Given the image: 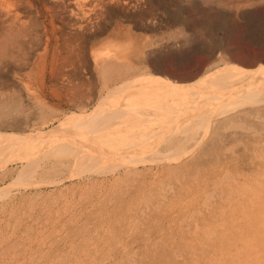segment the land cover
Returning <instances> with one entry per match:
<instances>
[{
	"label": "bare ground",
	"instance_id": "bare-ground-1",
	"mask_svg": "<svg viewBox=\"0 0 264 264\" xmlns=\"http://www.w3.org/2000/svg\"><path fill=\"white\" fill-rule=\"evenodd\" d=\"M132 1L0 0V69L20 67L25 78L21 83L24 96L19 90H8L14 82L0 75V182L10 177L7 184H0V200L5 205L13 204L18 193L42 199V188H52L48 196L57 194V199L64 203L71 197L73 206L89 201L86 205L90 211L93 202L118 201L119 208L128 207L121 215L130 218L152 212V201L160 198L165 202L164 214L183 215L181 223L184 219L209 215L212 210L219 213L225 205L229 220H220L221 226L218 224L220 227L214 231L209 227L211 232L227 228L230 230L225 235L229 237L231 231L242 235L247 231L252 233L254 241L263 243V8L248 0L230 5L237 12L234 26L241 25L238 38L246 41L238 56L224 45L223 23L219 31H214L200 19L194 22L205 29L199 42L194 34L197 31H187L190 29L181 20L184 0H176L177 11L165 21L168 29L164 32H159L160 26L152 22V17L142 14L144 22L138 18L136 30L154 34L152 39L144 40L146 43L164 39L169 56L176 61L190 57L187 51L200 54L188 74L186 71L184 75H176L173 67L161 70L154 60V73L137 66L132 58L142 46L137 47L132 41H137L140 35L131 33L129 27L111 25L110 19L119 14L118 10L121 14L124 7L129 9ZM201 3L212 5L211 0ZM192 4L193 7L198 3ZM243 7L254 8L239 12ZM121 16L126 19L127 15ZM63 27L66 32L60 31ZM59 32L60 45L57 44ZM155 32L160 35L158 39ZM104 33L124 36L129 42L92 51L89 42ZM174 48L179 51V57ZM30 54L35 56L32 61ZM179 65L185 68V64ZM57 88H66L63 99L67 111L62 100L58 102ZM85 88L90 90L82 91ZM226 138L235 139V144L224 142L229 140ZM207 164L211 167H205ZM247 166L253 168L254 177L250 174L244 177ZM210 186L211 190H207ZM75 192H78L77 202L72 200ZM128 193H132L127 199L130 204L125 201ZM28 203L32 206L34 201ZM99 211L107 210L103 207ZM9 212L14 214L12 208ZM245 221L251 225L248 222L249 226L243 225ZM257 222H260L258 231ZM236 255L246 261L243 264H255L247 261V252ZM260 264H264V259Z\"/></svg>",
	"mask_w": 264,
	"mask_h": 264
},
{
	"label": "rangeland",
	"instance_id": "rangeland-1",
	"mask_svg": "<svg viewBox=\"0 0 264 264\" xmlns=\"http://www.w3.org/2000/svg\"><path fill=\"white\" fill-rule=\"evenodd\" d=\"M133 1L129 5L130 7L132 6L131 8L129 7L128 9L127 7L125 9V7L123 6L124 11L121 12V14L124 16L127 15L126 19L125 17L124 19H122L123 17L121 16L120 11L118 10L119 14L117 13L116 16L114 15V17L110 19V23L111 25H113L114 23H116L117 25L119 24L118 26H121L124 28L129 27L131 33H135L137 36L140 35L138 36L137 41L135 42L132 41V43L135 46L137 47L142 46V49L139 50L138 48L139 53L137 51L135 57L132 58L133 61H135L134 63L137 66L146 67L152 72L153 71L152 67H155L156 65L154 61H157V63L160 64V65L158 64V66L161 70H167L173 67L175 74L176 73L183 74L186 71H187L186 74H188L191 71L190 69L192 65L194 64V61H195L194 59L196 58L198 54L196 53L194 54V52L187 51L189 52L190 57L187 55L186 59L176 61L172 57L169 56V53H168L169 50L167 49L168 45L164 39H162L161 41L152 43V44L146 43V41L144 40L152 39L154 37L153 36L154 34L136 30V26H135L136 24L140 23L141 19H142L141 21L144 22V15L143 16L141 15L146 14L147 15L146 17L148 18L152 17L153 18L152 22L154 20L156 22V25L160 26L159 32H164L165 29L166 30L168 29L165 26V21L166 20L168 21V18L173 15V12L177 11V8L175 7V3H177V1L176 0H164V1L159 0V2H157L158 0H142V1L135 0L134 2ZM154 1L157 4L156 3L154 4ZM193 1H197L198 4L192 7L191 5H193L192 4ZM193 1L192 0L182 1L183 2L182 6L184 7L183 8L184 11L182 10L183 12L181 13V20H182V23L185 21L184 23L186 25L183 23L184 26L187 29H190L187 31L189 33L197 31L194 34L196 35V39L198 38L197 39L198 41L204 38L203 36H204L205 29L195 24L196 21L198 22L200 20L204 21V24L206 26L207 25L212 26L214 31H219V28L221 27L220 25H222L223 23V28L226 27L225 33H223L224 31L222 32V34H224L223 37H224L225 47L228 46L230 50H233V53H235V55L239 54L238 52L240 50L241 45L246 46L245 44L246 41H243L241 38H238L239 36L238 30L241 31V29L239 28V26L241 25L234 26V24H237L236 21H233L235 20L234 17L237 12H235V10L232 9L231 7L233 6V4L234 5L241 4L247 0H226V1L224 0V2L221 3L220 7L219 6L216 7V5L219 4L221 0H211L212 2L211 6H206L202 4L201 0L200 1L193 0ZM249 1L252 3H257L258 4L257 7H260V9L262 7L263 8L262 10L264 11V0H248V2ZM161 2L162 4L164 2L163 4L164 9L163 8L161 9L162 6L160 7ZM259 2L262 3L263 5L260 4ZM154 5L155 6L157 5V6L155 7ZM116 7L117 9L120 8V6H116ZM152 7H153V10H152ZM145 8L147 10L145 12L143 11L144 13L140 12V10H145ZM228 8H231V9H228ZM253 8L243 7L241 8L242 10L241 9L239 10V12L244 11L245 9L246 10L249 9L252 11ZM130 9L131 11H129ZM156 10H158L159 12ZM148 11H150L151 13L149 14ZM217 13L219 14L217 15ZM134 14L139 15V16H135ZM138 18L140 20H138ZM196 18H198V20H196ZM218 19H221V20H218ZM229 20H230V23H229ZM226 21H228L227 25L225 24ZM163 24L164 26H162ZM66 30L67 29L65 27H63V29L62 28L60 29L61 32L62 31L66 32ZM61 32H59L57 35L58 45H60L59 41H62ZM156 33L157 32H155V34ZM146 36L147 37L149 36L148 37L149 39L146 38ZM156 37L158 39L160 35L158 36V34H156L155 38ZM119 38L120 37H116V36L109 35V34L107 35L106 33H104L100 36H97L93 40H91L88 44V47H91L92 51L93 50H105L108 47H110L111 44L115 46H120L125 42H129L128 40L129 38H124V36L121 37L120 39ZM162 42L163 43L165 42V43L162 44ZM144 48H146V50ZM174 49H172L173 52L176 54V56L179 57V53H178L179 51L177 49L176 50ZM154 56L157 59H155ZM157 56L159 57L161 56L160 59ZM34 57L35 56L30 54V57H29L30 61L34 60L33 59ZM164 57L167 59L165 60ZM87 59H88L87 62L89 63V61H91V56L89 55V53L87 54ZM167 60H170V61L168 62ZM165 61H167V63ZM148 63L150 64L153 63L154 65L151 64L150 66V64ZM170 63L174 65L172 66ZM181 63L185 64L184 65L185 68L181 67L182 65H179ZM187 67H190V68H187ZM183 68H184V71H183ZM19 69L20 67H16L13 65L12 67L10 66V68L4 67L3 69H0V75L3 74L4 76H7V78L9 77L8 79L11 82H14V86L12 87V89H8V90H17V91L19 90L22 93L23 87L21 83L25 82L24 81L25 78H23L22 76L23 71H19ZM177 70H180V71L177 72ZM85 72L86 71H84L83 73ZM152 73H154V71ZM65 89L57 88L56 89L57 91L55 92V94H58L59 96L58 102L60 103V101L62 100L61 101L62 107L64 108L65 111H67L65 109L67 108V105H66L65 100L63 99ZM85 90L89 91L90 88L89 89L85 88L84 90L82 89V91H85ZM94 94L95 96L98 95L97 90L96 92H94ZM23 95L25 96L24 92H23ZM95 96L93 95V97ZM54 102H56L55 98H54ZM48 103L53 104L50 101H48ZM226 139H229V138H226ZM224 142H228L229 144L231 143L230 145H234L236 140L232 138L229 140H225ZM205 167L210 168L211 164H207L205 165ZM251 168H252L251 166H247V171L245 172L246 174L244 177H246L247 174H250V176L254 177L253 168L252 169ZM9 179L10 177L7 178L5 182L3 183L0 182V184L1 185H4V183L7 184V182H9ZM211 188L212 187L210 186L207 188V190H211ZM52 190H53L52 188H42V191H43V194H42L43 196L41 197L42 199H40V197H31L29 196L30 195L29 193H25L21 195H19L18 193L15 197L16 200L14 199L15 202L13 204L12 202H10L9 204L5 205L4 201L0 200V209H1L0 210V235H1L0 238H2V240L0 239V264H25V263L26 264H45V263L46 264H94V263L95 264H108L109 261H110L109 264H131L132 262L133 264H207V263L208 264H243L245 263L246 261H244L243 259L237 258V255H236L237 252L240 253L241 255H243V252L244 253L247 252L248 257L246 259L247 261L251 260V263L260 264V260L262 261L264 259V242L261 243L258 241H254L252 239L253 235L251 232L244 231L242 235V233H234L233 231H231V234L229 237H227L228 235L227 236L225 235L227 234L225 232H228L230 230V229L228 230L227 228L225 229V231H222L220 228H218V230L214 232L215 235L214 233L211 232L212 227L214 231L215 227L217 228L221 226V221L223 222L225 219H228L229 216L227 215L229 214V209H227L228 207H224L225 205H223L222 211H220L219 213L217 210L216 211L212 210L211 212H209V215L206 214V215H203V217L195 216L194 218H192V220L184 219L183 223H181L183 219L182 217L183 215L172 214V213L169 215L164 214L165 213V205H164L165 202H163L160 198H155L152 201V205H153L152 208L154 209L152 210V212L146 215H143V216L137 215V217H135L134 215H131L129 218V217L123 216V214L121 215L120 213L122 210H127L128 207H126L125 205H122L119 208L118 201L107 199L102 204H98V202H93L92 203L93 208L90 211L89 210L90 206H87L90 203L89 201L86 203L87 205L86 204L81 205L77 203L75 206H73L71 197L69 199L67 198V202L65 201L64 203L63 200L57 199V196H56L57 194L48 196L50 193L49 191H52ZM131 195L132 193L131 194L128 193V195L125 198V201H127V199L131 197ZM72 197L74 198L72 200L73 201L75 200L77 202L78 192H75V195H72ZM30 200L34 201L32 206L29 205L28 203ZM90 201L92 202L93 200H90ZM126 203L130 204V201H127ZM3 204L5 206L1 207V205ZM103 207L104 209L106 208L107 211L100 212L99 210ZM191 207L192 205H188V208H191ZM11 208L13 209L12 213H14L12 215L9 212ZM18 217H19V220H18ZM107 217L109 219H107ZM228 220L226 221L228 222ZM196 222H198L199 225L196 224ZM227 222L225 223V226ZM247 222L248 221L243 222V225L246 226ZM259 224L260 222H257L255 224L256 230L257 228H260ZM247 226H249V224H247ZM78 231L79 233L77 234ZM238 234L242 236H238ZM189 238H190V241H189ZM237 241L242 242V243H238ZM233 243L234 244L236 243L235 246H232ZM31 258L32 260H30ZM217 258L218 260H216ZM110 259L113 261H111ZM210 260H212L213 262Z\"/></svg>",
	"mask_w": 264,
	"mask_h": 264
}]
</instances>
